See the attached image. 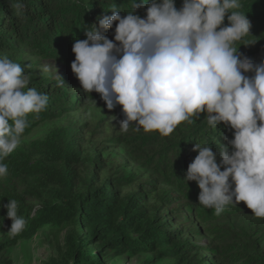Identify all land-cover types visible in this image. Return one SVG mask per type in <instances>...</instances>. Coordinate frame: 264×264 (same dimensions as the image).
<instances>
[{"label": "trees", "instance_id": "obj_1", "mask_svg": "<svg viewBox=\"0 0 264 264\" xmlns=\"http://www.w3.org/2000/svg\"><path fill=\"white\" fill-rule=\"evenodd\" d=\"M215 7L191 39L204 56L181 64L157 59L144 35L141 56H119L133 28L166 11L156 0H0V149L77 105L63 77L39 79L28 59L106 79L143 72L114 97L133 118L127 143L156 177L120 195L115 187L125 179H101L100 159L84 156L75 133L54 130L32 157L0 158L10 176L0 189V231L12 237L6 247L53 225L73 229L65 264H101L106 252H158L173 264H264L254 234L210 248L216 258L200 256L172 218L186 211L216 222L253 201L264 206V0L231 12ZM185 19L173 10L163 23ZM125 91L142 100L123 99ZM156 185L157 203L147 206ZM0 264L10 263L0 257Z\"/></svg>", "mask_w": 264, "mask_h": 264}, {"label": "rangeland", "instance_id": "obj_2", "mask_svg": "<svg viewBox=\"0 0 264 264\" xmlns=\"http://www.w3.org/2000/svg\"><path fill=\"white\" fill-rule=\"evenodd\" d=\"M156 1L166 11L156 19L143 21L141 25L130 31L128 42L119 55L121 58L136 59L141 56L138 46L142 44V35L151 41L150 49L157 59L182 64L189 63L200 56L203 57L202 53L193 48L191 39L197 32L208 26L206 18L215 13L214 10L217 9L215 5L231 12L247 0ZM173 10L177 13L184 12L185 21L173 26L164 24L163 19ZM225 55L227 56V53ZM28 62L39 79L63 77L68 84V90L74 92L77 105L67 107L68 109L59 114L58 118L34 125L29 132L18 139L3 143L0 158L15 159L17 157L19 158L17 160L21 161L23 158L20 156L32 157L35 154V143L43 141L54 130L65 128L70 133L76 134L84 156H96L100 159L95 171L101 179L123 178L127 181L115 187L120 195L133 192L138 186L148 185L150 180L156 179L151 165L145 164L132 145L127 143V137L132 135L134 127L133 118L114 97H117L120 92L117 88L136 82L145 73L137 72L132 77L121 75L122 77L106 79V76L86 73L85 67L79 68L73 64L66 66L36 59H28ZM218 62L220 63V60ZM98 68L95 67L94 70ZM122 96L123 99L142 100L131 91H125ZM9 178L8 172L0 166V189L9 187ZM14 182L17 184L18 191L21 192L22 187L19 188L20 182L17 177ZM156 188L157 191H147L145 195L147 206L157 203L158 185ZM29 204L35 203L30 201ZM172 218L175 228L180 229L184 237L194 243L196 247L194 254L200 256L216 258L210 248L222 246L226 240L228 242L237 233L254 234L258 240H262V248H264V206L257 201L251 202L244 211L225 216L216 222L201 221L186 211L174 214ZM72 232L71 227L46 225L29 234L17 245L6 247L12 237L0 231V245L4 247L0 251V257L10 264H65V242ZM93 249L98 250V246H93ZM100 262L101 264H173L171 258L160 256L158 252L138 255H117L106 252L101 253ZM217 262L223 264L220 260Z\"/></svg>", "mask_w": 264, "mask_h": 264}]
</instances>
